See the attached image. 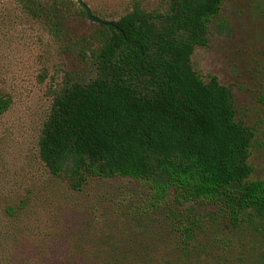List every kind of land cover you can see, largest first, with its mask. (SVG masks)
<instances>
[{
  "label": "rangeland",
  "instance_id": "374dc122",
  "mask_svg": "<svg viewBox=\"0 0 264 264\" xmlns=\"http://www.w3.org/2000/svg\"><path fill=\"white\" fill-rule=\"evenodd\" d=\"M137 1L149 10L165 6L84 0L107 21ZM67 5L69 19L56 38L15 0H0V92L13 100L0 117V264H264V228L248 216L233 229L222 209L197 205V228L186 238L177 229L181 217L153 208L145 184L91 178L75 190L46 169L38 141L53 99L91 70L78 42L95 23L78 3ZM209 39V47L196 49L193 68L231 89L237 122L254 133L251 180L264 181V0H225Z\"/></svg>",
  "mask_w": 264,
  "mask_h": 264
},
{
  "label": "trees",
  "instance_id": "16d2710c",
  "mask_svg": "<svg viewBox=\"0 0 264 264\" xmlns=\"http://www.w3.org/2000/svg\"><path fill=\"white\" fill-rule=\"evenodd\" d=\"M224 1L161 0L162 10L137 1L117 21L92 12L96 30L78 42L90 75L62 86L40 133L46 169L75 190L91 178L145 184L153 208L181 217L177 229L186 238L200 204L222 209L233 229L244 216L264 228V181L251 180L249 163L253 130L237 122L231 89L216 77L205 81L192 65L196 49L209 47ZM15 2L56 38L67 4L78 3ZM79 12L88 18L80 5ZM12 105L0 92V117Z\"/></svg>",
  "mask_w": 264,
  "mask_h": 264
},
{
  "label": "water",
  "instance_id": "95a60500",
  "mask_svg": "<svg viewBox=\"0 0 264 264\" xmlns=\"http://www.w3.org/2000/svg\"><path fill=\"white\" fill-rule=\"evenodd\" d=\"M79 5L86 11L90 21L97 22V18L92 14L90 7L84 2V0H76Z\"/></svg>",
  "mask_w": 264,
  "mask_h": 264
}]
</instances>
